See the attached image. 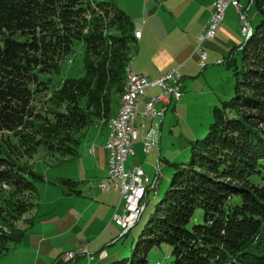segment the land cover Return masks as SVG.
I'll list each match as a JSON object with an SVG mask.
<instances>
[{
  "label": "trees",
  "instance_id": "16d2710c",
  "mask_svg": "<svg viewBox=\"0 0 264 264\" xmlns=\"http://www.w3.org/2000/svg\"><path fill=\"white\" fill-rule=\"evenodd\" d=\"M254 6L258 24L226 58L232 98L214 107L206 135L190 141L191 161L171 163V186L133 257L109 264H150L163 245L170 264H264V0ZM77 43L84 74L65 77L39 103ZM136 43L134 23L114 1L0 0V256L22 240L12 222L35 207L44 179L22 155L32 158L40 146L76 155V135L117 113ZM61 183L71 189L77 181Z\"/></svg>",
  "mask_w": 264,
  "mask_h": 264
},
{
  "label": "crops",
  "instance_id": "0c3cea01",
  "mask_svg": "<svg viewBox=\"0 0 264 264\" xmlns=\"http://www.w3.org/2000/svg\"><path fill=\"white\" fill-rule=\"evenodd\" d=\"M240 1L244 6L250 5V0ZM213 3L214 0H140L141 7L137 6L135 11H131L137 18L136 54L131 63L134 71L153 80L173 68H179L183 74L185 88L187 83L188 87H192L194 81L191 78L211 64L226 62L230 51L234 47L239 48L245 41L237 23L239 13L232 4L225 11V18L216 37L203 44L207 52L206 65L202 67L200 64L202 50L198 48V37L204 33L213 13ZM231 6L233 7L230 13L235 18L227 21ZM253 9V15H258L254 5L250 7L249 15ZM125 12L131 18L130 13L127 10ZM219 60L225 61L219 63ZM187 77L190 79L184 82ZM172 103L173 101L169 103L165 116L159 118L161 130ZM141 118L143 120L142 116ZM156 119H148L151 127ZM142 124L143 122L141 127ZM108 126L110 127L109 123L96 126L102 134L101 140L93 139L91 134L89 137H85L87 134L82 136L86 140L81 150L80 142L76 155H53L48 168V171L55 170L52 177L48 176L45 167L39 172L37 162H31L44 179L37 181L36 205L26 214L24 222L19 226L24 231L22 240L12 244L9 250L0 256V264H57L60 260L63 261V255L69 251L76 253L70 264H87L88 257L83 252L85 248L95 255L91 264H109L121 257L122 249L117 245L123 237V230L112 219L120 202V195L115 190L103 191L100 188V184L107 180L108 175V153L104 147L110 131ZM143 129H146V125ZM145 133L141 135L140 141L138 134L134 144L135 154L129 156L126 167L139 165L154 179L157 163L163 162L162 134L158 146L145 153ZM196 133H193L190 140L199 135L196 136ZM141 151L151 155L152 162H140L137 153ZM64 163L67 164L66 168L62 167ZM62 178H72L77 184L70 189L62 185ZM103 251L106 252V257L100 258L98 255Z\"/></svg>",
  "mask_w": 264,
  "mask_h": 264
},
{
  "label": "rangeland",
  "instance_id": "374dc122",
  "mask_svg": "<svg viewBox=\"0 0 264 264\" xmlns=\"http://www.w3.org/2000/svg\"><path fill=\"white\" fill-rule=\"evenodd\" d=\"M116 2L122 9L124 8L127 10L131 15V21L136 23V16L135 13H131V11H135L136 7L139 8L141 5L139 4L140 0H109ZM233 6L229 9V16L227 17V21L230 20L233 16L230 13ZM255 10L251 11V24L252 29L256 27L260 20L259 15H253ZM226 21V22H227ZM237 23L240 22L239 17L237 18ZM137 24V23H136ZM254 27V28H253ZM242 33V32H241ZM240 33V34H241ZM242 38L246 36H241ZM135 44L133 48V56L132 59L134 60L135 52H136ZM85 52V46L83 43H77L74 47L73 53L68 57V59L64 62L63 72L59 76H53L51 83L49 84V88L43 92L38 97L39 103L40 100L46 101L48 99L53 90L58 88L62 82V80L67 76H82L84 74V64H83V56ZM237 55V54H236ZM131 60L130 64L133 62ZM225 61V60H224ZM200 74V75H199ZM194 78H191L193 82L192 87H188V83L186 87L183 88L184 96L181 101L173 100L168 112L167 117L165 119V123L162 126V130L160 129V120L159 118L154 121V126L151 127L150 120L141 118V114L138 115L136 118V129L138 134L140 135L139 140H141V135L148 131L149 128H152L155 132V136L158 140L161 139L162 134V172L163 176L160 178V181L155 189L150 188L148 190V197H147V206L146 209L140 218L139 222L135 225V227L129 232L128 235L123 236L120 238L117 247L122 249V255L120 258H129L133 257V254L137 251L138 241L140 236L142 235L143 231L145 230L147 224L149 223L150 219L152 218L153 214L156 211L157 204L163 199L166 192L168 191L169 187L171 186L173 180V174L175 171L174 166L171 164L173 162H185L188 163L191 161L192 158V147L190 145V139L193 137V133H196V136L200 133L201 136H205L207 132V128L209 125L214 121L213 117V109L216 105L220 104L221 97L222 99L232 98L234 92V82L235 78L233 75L232 68L227 64V61L222 64H211L204 69L203 72L199 73ZM45 79L47 77H44ZM190 79V77L185 78L186 80ZM159 88H155L152 90L151 94H155L159 91ZM220 95V96H218ZM145 102V101H144ZM144 102L142 103L140 110L144 108ZM122 101L119 105L121 107ZM176 106V108H175ZM175 109L177 111H175ZM119 110V109H118ZM104 120L94 119L88 126L84 127L76 136L80 137L81 147L86 140L85 137H89L91 134L93 139L101 140L102 134L100 129L96 126L102 125ZM145 123L146 129L141 127V123ZM109 121L107 122V124ZM105 125V124H103ZM109 127V126H108ZM110 129V127H109ZM144 130V131H143ZM85 134L88 136L82 137ZM200 136V137H201ZM195 138V137H194ZM137 141V143H139ZM59 154V153H56ZM49 152L46 147L40 146L37 153L34 154L32 158L22 155V162L28 161L29 164L34 160L36 161V166L38 167L39 172H42V168L45 167L46 172H48V176L52 177L53 172L55 170L48 171L49 165L51 164V158L53 155ZM61 155V154H59ZM137 158L140 162H152L151 155L143 154L142 151L137 153ZM32 165V164H31ZM67 164H62V167L66 168ZM151 183H145L148 187ZM6 189H9L8 186L5 185ZM25 196L29 197L32 195L31 192L27 191L24 193ZM35 200V199H34ZM0 203L3 204L2 199H0ZM30 211V210H29ZM25 212L19 219L14 220L12 223L14 227L20 229L19 226L21 222H24V217L29 212ZM21 230V229H20ZM123 233V231H122ZM173 257L170 255V248L167 245H163L161 248L154 249L150 255V264H154L158 261H161L162 264H170Z\"/></svg>",
  "mask_w": 264,
  "mask_h": 264
},
{
  "label": "built area",
  "instance_id": "2783aa9c",
  "mask_svg": "<svg viewBox=\"0 0 264 264\" xmlns=\"http://www.w3.org/2000/svg\"><path fill=\"white\" fill-rule=\"evenodd\" d=\"M232 4L239 13L240 28L243 36L252 21L249 15V9L255 4V0H250L249 6H244L240 0H214V10L208 21L204 33L199 39V47L202 50L200 64L205 67L207 52L203 44L217 35V31L225 18L227 7ZM224 60H219L222 63ZM131 84L129 95L121 107V116H116L114 131L109 132L105 142V149L108 153L107 162V180L100 184L103 191L115 190L120 195V202L113 213V221L119 225L123 234L132 229L142 217L146 206L148 190L155 189L163 176L161 163L156 165V174L151 179L143 168L134 165L132 168L126 167V161L129 156L135 154L134 144L138 138L136 129V118L139 114L143 119L154 120L163 118L166 114L168 105L171 101H179L183 97V74L179 68H173L156 79H149L143 74L136 73L132 68ZM160 90L151 94L154 88ZM145 101V102H144ZM144 108L140 110L142 103ZM145 128V124H142ZM143 150L149 153L158 146V140L152 128L143 136ZM145 183H151L146 186ZM88 257V263L91 264L95 255L90 253L87 248L83 251ZM100 258L106 257V252H100ZM76 253L74 251L66 252L62 259L69 263L74 260Z\"/></svg>",
  "mask_w": 264,
  "mask_h": 264
},
{
  "label": "bare ground",
  "instance_id": "6f19581e",
  "mask_svg": "<svg viewBox=\"0 0 264 264\" xmlns=\"http://www.w3.org/2000/svg\"><path fill=\"white\" fill-rule=\"evenodd\" d=\"M250 27H251V23L248 22V26H247L246 31H245V35L246 36H248V34L250 32ZM131 70H132V66H131V64H129L127 66V68H126V82H125V91H124V93L122 95V100H121L122 104L125 102V99L129 95V88H130V84H131V74H130ZM122 104H121V107H122ZM121 107L119 108L117 113L113 117H111L109 119V125H110V131L109 132H113L114 131V123H115V120H116V116H121Z\"/></svg>",
  "mask_w": 264,
  "mask_h": 264
},
{
  "label": "water",
  "instance_id": "95a60500",
  "mask_svg": "<svg viewBox=\"0 0 264 264\" xmlns=\"http://www.w3.org/2000/svg\"><path fill=\"white\" fill-rule=\"evenodd\" d=\"M250 37H247V39L246 40H248Z\"/></svg>",
  "mask_w": 264,
  "mask_h": 264
}]
</instances>
